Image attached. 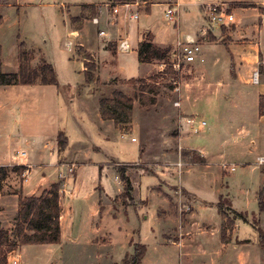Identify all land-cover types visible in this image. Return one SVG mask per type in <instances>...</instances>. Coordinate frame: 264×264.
Wrapping results in <instances>:
<instances>
[{
    "label": "rangeland",
    "instance_id": "rangeland-1",
    "mask_svg": "<svg viewBox=\"0 0 264 264\" xmlns=\"http://www.w3.org/2000/svg\"><path fill=\"white\" fill-rule=\"evenodd\" d=\"M76 1L98 4L93 5L96 11L111 0H0L2 71L17 72L22 43L30 65L35 67L41 60L51 64L58 82L56 87L38 83L0 87V170H5L0 171V230L12 234L19 196L39 195L56 183L66 218L70 211L61 243L18 247L6 264H125L135 244L146 248L142 264H229L219 241L222 229L225 242L236 248L240 240L255 239L252 225L264 232V210L258 208L259 199L264 207V164L257 162L264 158V119L258 116L259 104H264V97L258 98L264 76L260 83L226 88L219 96L210 81L216 72L204 73L197 88L179 97L180 90L174 87L180 89L192 78L191 67L175 71L169 65L171 51L166 65L167 59L147 65L137 59L143 26L155 34L159 45L177 34L160 5L172 0H149L146 8L150 2L157 5L147 19L138 9L137 21L120 20L112 29L122 38L128 32L131 51L118 52L116 57L110 44L107 61L115 65L111 69L101 63L100 82L87 86L84 49L76 38H89L95 49L96 29L89 23L90 7L72 6ZM178 1L189 3L179 12L184 33L194 31L200 22L207 26L206 20L194 16L199 12L198 0ZM222 5L230 12L231 6ZM77 11L78 16L70 19L73 28L89 25L81 35L66 30L70 14ZM106 58L101 54L98 62ZM194 77L198 80L200 75ZM203 81L213 84L199 88ZM113 92L130 100L131 108L122 112L126 106L119 102L121 123H100L99 100ZM178 102L181 107L174 106ZM184 117L195 119L192 129L182 121ZM179 128L182 148L177 143ZM58 131L68 141L60 158L54 147ZM200 148L205 149L209 165L202 166L206 160L196 153ZM21 152L26 156L16 158ZM99 164L115 174L124 168L133 187L129 198L119 177L105 170L99 176ZM15 166L27 171H14ZM100 198L105 205L99 217ZM180 239L183 246L171 242ZM259 249L264 257V249ZM230 254V264H239L234 259L237 251Z\"/></svg>",
    "mask_w": 264,
    "mask_h": 264
},
{
    "label": "crops",
    "instance_id": "crops-1",
    "mask_svg": "<svg viewBox=\"0 0 264 264\" xmlns=\"http://www.w3.org/2000/svg\"><path fill=\"white\" fill-rule=\"evenodd\" d=\"M147 1L149 2V0H147ZM162 4L160 3V5H162ZM181 4L183 5L182 8L189 6V3H187V2H184ZM210 4H225V5L231 6L230 13L233 16V22L226 25V26H222L220 28H213L209 32L207 39L204 42H202V44H201V58L203 59V62L197 61L191 66V70H193V76L191 79L187 80L182 85V87L180 88L179 97L180 96L182 97V95H181L182 92L188 93V92L194 90L195 88H197L198 86H197L196 82H200L203 79L202 77H204V73L205 74L206 73L212 74V72H214V71L216 72L215 77L213 78V80H210V81L215 82L217 87H215V84L213 87H214L215 93L218 92L219 96L224 95L226 88L227 89L228 88H234L235 90H238V88L242 87L243 85H246L248 83H252L250 81H251L252 74L255 71H257L259 73L260 78H261V75L264 76V0H198V4L197 5L195 4V5L199 8V12H196L194 14V16L196 15L197 18H198V16H200L203 19V21H205V15H204V8L203 7H204V5H210ZM71 5L72 6H80V5L91 6V5H98V4H88V3L87 4H83V3L80 4L76 1V2H72ZM154 5H157V4L150 2L148 8L143 9V11L141 12L145 19H147V16L150 14L151 7ZM191 6H194V5H191ZM76 10H77V7H76ZM76 16H78V11L76 14H70L69 25H68V21H67V24H66L67 29L66 30L68 32H72V33L81 35L85 31L89 30L88 29L89 25L88 26L84 25L83 28H81V29H74L72 24H71L72 21L70 19H71V17H76ZM203 24L204 23L200 22V25H198V27L194 31H192L191 33H184L182 31V27H180V24H178V28L174 29L177 34H174V36H172V35L169 36V40L166 41L165 45H159V44L155 43V34L152 33L151 31H149V29H147V26L145 25L140 30L141 39H140L139 43L143 39L147 38L150 40V42L154 46H156L162 50L168 49V48L174 50L175 45H176V43L180 37H182L184 34H188L191 36H198L200 29L203 27L202 26ZM127 27H126V32H127ZM144 27H146V29H144ZM93 28H95V27H93ZM115 35H116V33L115 34L113 33V35H112V36H114L113 38H115ZM126 37L128 39V32H127ZM82 40H83V38H81V41H80V36L76 38V41L79 42V45L87 53H89L96 60V62H98V60H100L101 54H105L107 57L106 61H104V63L98 62V67H96L97 71L94 72L95 76H94L93 81L91 83L85 82L87 84V86H89L93 83H97V81L100 82L98 74H99L101 63H102V67L104 66L103 64H105V65H108V67H111V69L113 68L112 64H114V63H112V61H107L108 54H109V51H108L109 46L112 45V48L114 49V51L116 53V57L118 55L117 54L118 52L116 51V46H115V43L113 41L109 42L108 44L107 43L105 44L103 42V40L97 36V33H96V40H95V45H96L95 49L91 48V46H93L92 40H89V38H85V41L83 40V43H82ZM139 43H138V45H139ZM136 51H137V49H136ZM141 64H146V63H141ZM217 73H218V75H217ZM195 74L200 75L198 80H197V77H194ZM203 82H205V81H203ZM258 83H260V82H258ZM101 84H104V83H101ZM211 84H213V83H211ZM211 84H210V82H205L203 87L199 86V88L211 87L212 86ZM5 88H7V87H5ZM262 89H263V91L258 93V98L264 97V83H263ZM180 107H181V104H180ZM97 108H98L99 121H100V123L104 124V121L101 119L100 114H99V105H97ZM179 111H180V109H179ZM258 116H259V118L264 119V114H262V115L260 114ZM181 140L182 139H181L180 128H179L177 143L182 148V146L180 145L182 142ZM50 144H51V142H50ZM196 153L200 157H202L206 160V163H203L202 166L209 165V160L207 157H205V149L204 148L198 149L196 151ZM100 165L101 164L98 165L100 177H101V173L103 170H105L109 173H113L115 176V179H117L119 177L117 170H116V174H117L116 175L113 172V170L107 169V167L104 165H102L104 167H99ZM126 176L129 177L127 174H126ZM58 185H59V183H58ZM44 190H47V189H43V191ZM103 191H104V189L101 187L100 194L102 193L104 195L103 197H105L106 194H105V191L104 192ZM132 192H133V187L131 185L130 194ZM60 193L61 192H60V187H59V194ZM62 193L64 194V192H62ZM39 195H35V196H39ZM15 197H17V196H15ZM61 197H62V195L60 194V196H59V205H60V210H61V212H60V241H61L62 236L64 235V225H66L65 222L67 221V218L70 217V211H68L69 213L67 212L68 217L67 218L65 217V213H64V210L62 208ZM248 197H249V195H248ZM0 198H1V196H0ZM103 202H104V200H102L100 198V200L98 202V207H97L98 216H99V213L102 209L101 205H105ZM186 222H188V220H186L185 223ZM180 229H181V231H183L184 226L181 227ZM218 232H220V228H219ZM187 233H188V231H185V234H187ZM187 235H190V233ZM74 238L77 241V239H78L77 235H74ZM92 241L93 240H91L89 242H92ZM181 241H183V240L180 239V241L178 240V241H171V242L173 244L177 243V244H181L183 246V243ZM219 241H220L221 248H223L224 251L225 250L227 251V257H225V258L228 259L229 264L231 261V254H230L231 251H237V254L234 256L236 263H239V264H264V257L262 256V254L260 252L256 237L253 240H251V239L240 240V241H246V243L240 242L239 245L237 246V248L231 247V245L228 242L224 243V241L221 240V235L219 237ZM165 245H167V244H165ZM24 246H27V245H24ZM24 246H20V247H24ZM18 257L21 258V255H18ZM254 261H257L258 263L254 262Z\"/></svg>",
    "mask_w": 264,
    "mask_h": 264
},
{
    "label": "trees",
    "instance_id": "trees-1",
    "mask_svg": "<svg viewBox=\"0 0 264 264\" xmlns=\"http://www.w3.org/2000/svg\"><path fill=\"white\" fill-rule=\"evenodd\" d=\"M119 2H131L134 0H115ZM90 7L91 17L96 15L95 7ZM19 65L16 73H5L2 71L1 48H0V87H12L18 85H33L40 84L43 86H57V75L53 66L44 60L32 67L29 63V57L26 50L23 49V44L19 47ZM171 49H160L154 46L149 39H143L137 47V59L139 63H152L154 61L163 62L164 65L168 63ZM84 79L86 83H91L94 79V72L96 70V63L93 57L82 50ZM143 91H150L147 87L142 86ZM112 97H102L99 100V114L103 121L121 123L119 121V110L122 109L117 105L119 102L123 103L126 108L122 110H130L131 101L124 98L118 92H113ZM260 114H264V104H259ZM55 152L60 157L68 148V141L63 132L58 131L55 137ZM27 170L24 166H15L14 171ZM5 171V170H0ZM119 179L124 184V195L129 198L131 192V184L129 178L125 174L124 168L117 169ZM2 180H0V185ZM59 185L53 184L49 190H44L39 196L30 195L21 197L17 205V212L13 220V230L10 235L5 230H0V264H6L7 257L11 256L18 247L24 245H51L60 243V205H59ZM261 197V196H260ZM258 208L260 211L264 210L262 199L258 201ZM219 210V209H218ZM220 211V215L223 213ZM240 220L246 221L245 218L237 213ZM255 232L257 244L264 249V232L258 227L251 226ZM224 231H221V240L225 242ZM246 243V241H242ZM146 248L144 245H133L132 255L125 264H142V259L145 255Z\"/></svg>",
    "mask_w": 264,
    "mask_h": 264
},
{
    "label": "built area",
    "instance_id": "built-area-1",
    "mask_svg": "<svg viewBox=\"0 0 264 264\" xmlns=\"http://www.w3.org/2000/svg\"><path fill=\"white\" fill-rule=\"evenodd\" d=\"M148 4L147 0H134L131 2H119L115 0L108 1L99 8H96V15L93 16L89 23L96 28L97 36L102 40L107 39L108 41H113L116 46V51L121 53H128L131 51L130 43L127 37L119 36L116 32L115 38H113L112 29L119 26V21L122 22H134L139 19V12L146 8ZM164 8V19L168 24H171L174 29L178 28L179 12L183 5L178 0H172L162 4ZM97 7V6H96ZM140 9V10H138ZM204 15L207 26H203L198 36H191L184 34L177 41L174 50H171V64H169L175 71L180 69L191 67L195 62H203L201 58V44L204 42L209 32L217 27L226 26L233 22V16L228 12L227 8L222 4H210L204 6ZM67 50H71V43L66 44ZM251 82L257 84L259 82V73L257 71L253 72L251 77ZM176 84V81H174ZM176 92H179V87H174ZM175 107H180V102L174 104ZM182 121L185 122L187 126L191 129L193 128V123L195 121L192 117H184ZM204 124V123H202ZM123 136V135H122ZM121 136V137H122ZM134 141V138L131 139ZM26 155L21 152L16 155V158H24ZM259 165L264 164V158H257ZM25 167V166H24ZM27 168V167H26ZM235 167H231L234 171ZM27 171V170H25ZM73 167L67 169L68 173H72ZM60 178H66L65 174H59ZM14 264H17L14 261Z\"/></svg>",
    "mask_w": 264,
    "mask_h": 264
}]
</instances>
